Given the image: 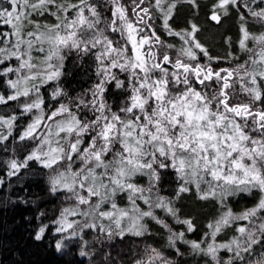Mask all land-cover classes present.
<instances>
[{"label":"snow or ice","instance_id":"obj_1","mask_svg":"<svg viewBox=\"0 0 264 264\" xmlns=\"http://www.w3.org/2000/svg\"><path fill=\"white\" fill-rule=\"evenodd\" d=\"M187 2L196 5V0ZM5 3L0 5V25L8 30L0 31V65L8 62V66L0 69V76L12 74L15 79H7L12 91L0 94V105L24 98L20 115L34 118L19 140L36 145L23 162L11 161L9 175L37 161L49 170L50 190L69 194L73 204L61 210L56 232L71 229L66 237L70 239L92 229L109 240L123 239L144 235V220L149 218L168 229L169 245L175 247L184 233L171 232L155 209L173 217L176 210L165 197L152 198L160 170L171 169L182 181L177 195L194 186L200 199H216L219 190L221 207H226L227 196L260 193L254 207L239 214L228 208L210 223L205 239L190 242L194 253L210 257L213 264H243L245 255L264 245V0H217L214 4L212 21L219 23L221 13L227 16L232 9L238 16V43L245 58L241 62L240 57H231L236 63L229 68L213 67L214 58L196 39V24L179 32L171 28L177 0H130L129 4L108 0V15L95 0ZM154 13L162 18L169 36L179 37V49L157 35L151 24ZM45 15L55 22L34 19ZM112 34L120 39L110 38ZM65 50L92 54L100 79L90 90V100L79 98L46 112L40 86L59 81ZM168 50H174L173 54ZM201 55L206 63L200 62ZM118 73L126 74L124 79ZM109 84L124 90L116 110L104 98ZM237 85L247 102L236 99ZM62 95L59 87L52 92L53 99ZM73 103L75 109L70 106ZM81 109H89L92 117L78 115ZM16 120V115H0V128L11 135ZM7 139L0 133V141ZM138 176L149 178L147 189L135 183ZM121 193L127 196L125 207L116 202ZM70 216L92 222L69 220ZM235 221L247 223L237 227L229 241L217 243V235ZM182 223L193 231L191 220ZM46 227L39 228L37 240ZM62 246L63 240L57 241L56 249ZM222 249L232 253L227 261L219 256ZM145 253L132 264H172L154 248ZM80 255L87 253L82 250ZM252 264H264V254Z\"/></svg>","mask_w":264,"mask_h":264},{"label":"trees","instance_id":"obj_2","mask_svg":"<svg viewBox=\"0 0 264 264\" xmlns=\"http://www.w3.org/2000/svg\"><path fill=\"white\" fill-rule=\"evenodd\" d=\"M95 2L101 6L102 12L108 15L107 9L111 7L108 0H95ZM123 2L129 4L130 0H123ZM216 2L217 0H196L194 6L187 0H177L169 24L177 32L183 29L190 30V24H196L199 28L196 39L207 49L209 56L214 58L213 67L229 68L236 63L231 57H240L241 62L245 58V54L239 49L238 16L235 9H232L227 16L221 13L219 23L212 21L210 16ZM0 5L7 6L5 0H0ZM261 6L264 7V5ZM34 19L41 23L55 22L54 17L48 15L34 17ZM151 24L166 44H173L176 49L180 48L182 42L179 37L167 34L163 28L162 18L158 14H153ZM7 30V26L0 25V31ZM116 36L120 39L118 35ZM65 51L59 81H49L40 86L46 112L50 108L58 107L61 103L69 104L70 101L79 98L90 100V90L100 79L97 76L98 62L92 54L86 55L76 50ZM168 51L169 54L174 52V50ZM200 62L206 63L207 59L201 55ZM14 63L13 61L12 64ZM2 66H6V63L0 65V69L3 68ZM118 75L124 79L126 74L118 73ZM2 77H0V89H3ZM57 87L63 90L64 95L53 99L52 92ZM123 91L117 89L114 84L107 85L104 98L113 110H116V107L124 100ZM235 91L236 99L247 102V98L239 93V85ZM11 104L12 102H8L7 105ZM70 106L75 109L74 103ZM85 111L87 109H81V112L77 114L82 113L85 119L91 118L92 112L86 114ZM9 115H16V113ZM21 118L24 117L19 116L18 113L11 135H8L7 140L0 141V264H132L135 259L144 256V248L148 246L158 250L172 264H213L210 257L194 253L190 242L205 239V234L211 231L208 225L218 220L228 208L234 214H239L245 209L254 207L260 198L258 190H253L250 194L239 192L227 196L226 207H221L219 190H217L216 199H200L194 186H190L189 192L177 195L182 181L177 178L173 170H160L161 179L152 190V198L155 199L158 194L170 200L171 206L176 210V216L173 217L161 209H155V215L167 223L171 232L184 233L183 241L177 240L175 247L169 245L168 229L149 218L144 220L147 232L142 236L126 235L123 239L114 236L109 240L98 230L85 229L83 233L66 239L72 230L66 233L56 232L59 226L56 221L60 219L61 210L72 206L73 202L67 199L69 196L67 192L50 190L49 170L43 168L37 161H29L28 167L21 168L15 175H9L12 171L11 161L23 162L31 151L26 145L29 144L28 142L19 140L23 127ZM135 183L147 189L149 178L138 176L135 178ZM203 188L206 186L202 185ZM126 200V194L123 193L116 198L117 204L121 207L126 206ZM138 203L142 209L147 210V206L142 201ZM68 219L73 220V217L70 216ZM184 220L192 221L193 231H188V226L182 223ZM246 223L245 221L233 222L230 227L224 228L217 235L216 242L229 241L237 234L235 229ZM44 225L47 226L45 233L40 240H37L36 234ZM60 240H63V246L57 250L56 243ZM177 249H179V255ZM82 250L87 255H80ZM256 254H264V245L255 246L251 255H245L243 263ZM219 256L227 261L232 253L222 249ZM234 264H241V262L234 261Z\"/></svg>","mask_w":264,"mask_h":264},{"label":"rangeland","instance_id":"obj_3","mask_svg":"<svg viewBox=\"0 0 264 264\" xmlns=\"http://www.w3.org/2000/svg\"><path fill=\"white\" fill-rule=\"evenodd\" d=\"M214 22H216V21H214ZM116 35L117 34H112V36L110 38H113V39H117L118 40L119 38H117ZM34 55H35V53H34ZM6 66H8V62H6ZM6 66H2V67L4 68ZM2 79H3V81H2L3 82L2 83V88L3 89H0V94H4V95L11 94V91L12 90L8 88V85H7L6 81H7V79H15V76L12 75V74H9L8 76H3ZM4 92H6V93H4ZM9 102H12V104L11 105H0V115H3L4 114V116H8L9 114L15 112L16 113V116H18V113H19V116H22V115H20L21 108L19 107V105L24 102V98H22L20 101H9ZM85 112H86V114L89 113V112L91 113V111H89V109H87V111H85ZM23 117L24 118H21L20 119L21 122L23 123L22 133H23L24 129L27 127V125L29 123H31L32 119L34 118V115L33 114H26V115H23ZM0 133H2L3 135H6V136L9 135L8 130L6 128H0ZM26 142L29 143V144H26V145H28L29 150H32L36 146L34 141L26 140ZM13 144L11 145L12 147H13ZM126 199H127V196H126ZM126 203L128 204V201L127 200H126ZM105 207H107V206H105ZM86 219L89 222H92L90 218H85V217H82V216H75V217H73V220H77V221H80V222H83ZM105 224H107V221H105ZM78 230L79 229L77 228V231ZM150 248H151L150 246L144 248V256L146 255L145 249H150ZM257 258H259V254L254 255L253 257H251L249 260H247L243 264H252V261L255 260V259H257Z\"/></svg>","mask_w":264,"mask_h":264}]
</instances>
